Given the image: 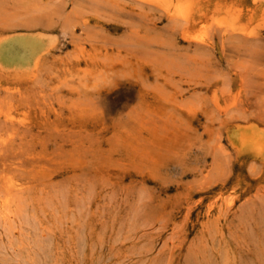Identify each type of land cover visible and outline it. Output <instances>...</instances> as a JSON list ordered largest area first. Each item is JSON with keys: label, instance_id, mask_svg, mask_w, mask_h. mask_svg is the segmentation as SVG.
Segmentation results:
<instances>
[{"label": "rangeland", "instance_id": "374dc122", "mask_svg": "<svg viewBox=\"0 0 264 264\" xmlns=\"http://www.w3.org/2000/svg\"><path fill=\"white\" fill-rule=\"evenodd\" d=\"M0 264H264V0H0Z\"/></svg>", "mask_w": 264, "mask_h": 264}, {"label": "bare ground", "instance_id": "6f19581e", "mask_svg": "<svg viewBox=\"0 0 264 264\" xmlns=\"http://www.w3.org/2000/svg\"><path fill=\"white\" fill-rule=\"evenodd\" d=\"M203 17V16H202Z\"/></svg>", "mask_w": 264, "mask_h": 264}]
</instances>
